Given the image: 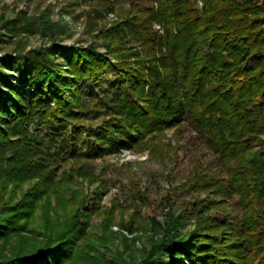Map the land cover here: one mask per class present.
<instances>
[{
    "label": "rangeland",
    "instance_id": "1",
    "mask_svg": "<svg viewBox=\"0 0 264 264\" xmlns=\"http://www.w3.org/2000/svg\"><path fill=\"white\" fill-rule=\"evenodd\" d=\"M155 6L153 0H0V58L32 52L58 70L66 54L93 51L119 68L102 69L99 79L79 86V119L25 124L30 137L18 144L24 157L0 152V221L7 224L0 225L6 234L0 233V255L58 236L68 246L60 264H135L168 226L185 233L214 224L223 238L230 225L250 223L246 235L255 222L254 230L262 225L256 191L229 185L233 156L216 153L213 132L196 114L171 127L138 126L158 102L149 69L157 71L164 50L163 26L145 10Z\"/></svg>",
    "mask_w": 264,
    "mask_h": 264
},
{
    "label": "trees",
    "instance_id": "2",
    "mask_svg": "<svg viewBox=\"0 0 264 264\" xmlns=\"http://www.w3.org/2000/svg\"><path fill=\"white\" fill-rule=\"evenodd\" d=\"M153 2L156 6L146 8V14L163 26L158 43L164 50L157 58V71L149 66L152 96L157 95L158 102L138 126L171 127L196 114L202 128L213 132L216 153L233 156L229 185L256 191L262 225L254 230L255 222L249 236L245 233L250 223L230 225L223 238L213 232L214 224L199 223L185 233L168 226L135 264H264V0ZM47 50L58 52L53 47ZM64 57L65 68L58 70L41 65L39 55L32 52L23 55L15 50L13 57L0 58V152L24 157L18 144L26 146L30 137L25 124L52 127L61 117L79 119V86L99 79L102 69L107 73L119 69L93 51ZM137 72L144 81V72ZM112 132L109 143L115 144L116 131ZM64 245L68 247L66 240L56 236L28 251L2 254L0 264H60Z\"/></svg>",
    "mask_w": 264,
    "mask_h": 264
}]
</instances>
